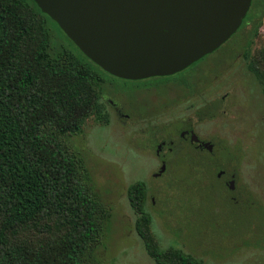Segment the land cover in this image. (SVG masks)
Instances as JSON below:
<instances>
[{
    "label": "rangeland",
    "instance_id": "obj_1",
    "mask_svg": "<svg viewBox=\"0 0 264 264\" xmlns=\"http://www.w3.org/2000/svg\"><path fill=\"white\" fill-rule=\"evenodd\" d=\"M51 29L56 35L51 39L53 51L63 45L79 53L55 26ZM262 51L264 0H253L239 30L182 74L162 82L149 79L136 83L103 74L112 86L128 91L152 90L150 87L159 82L184 84L190 79L191 88L183 86V119L193 122L198 135L216 138L231 151L229 157L237 173L235 196L239 198V202L230 199L214 178L209 188L205 168L190 172L186 164L194 155L188 151L175 158L153 190L151 177L159 167L154 152L145 150L148 140L140 135V119L122 120L104 99L98 100V108L82 133L65 137L63 143L83 155L108 213L104 246L97 251L104 264H156L136 229L141 214L128 198L129 187L139 183L149 191L145 211L150 223L145 229L162 250L183 251L201 264H264V92L249 67ZM110 92L109 99L116 100ZM125 102L133 105L131 110L143 109L138 98L127 97ZM180 114L179 107H172L161 113L162 122L178 120ZM100 115L106 118H98ZM221 158L225 160L224 155ZM153 196L165 203L166 216L152 210ZM39 235L30 225L19 238L35 242Z\"/></svg>",
    "mask_w": 264,
    "mask_h": 264
},
{
    "label": "trees",
    "instance_id": "obj_2",
    "mask_svg": "<svg viewBox=\"0 0 264 264\" xmlns=\"http://www.w3.org/2000/svg\"><path fill=\"white\" fill-rule=\"evenodd\" d=\"M51 26L79 53L63 45L53 51ZM249 67L264 92V51ZM103 74L117 79L86 57L34 0H0V264H104L97 251L108 213L83 155L63 143L82 133L103 101L111 86ZM148 194L143 183L128 189L151 258L201 264L183 251L162 250L145 229ZM30 225L40 234L35 242L19 238Z\"/></svg>",
    "mask_w": 264,
    "mask_h": 264
},
{
    "label": "water",
    "instance_id": "obj_3",
    "mask_svg": "<svg viewBox=\"0 0 264 264\" xmlns=\"http://www.w3.org/2000/svg\"><path fill=\"white\" fill-rule=\"evenodd\" d=\"M34 1L93 63L135 81L177 74L214 53L253 0Z\"/></svg>",
    "mask_w": 264,
    "mask_h": 264
},
{
    "label": "flooded vegetation",
    "instance_id": "obj_4",
    "mask_svg": "<svg viewBox=\"0 0 264 264\" xmlns=\"http://www.w3.org/2000/svg\"><path fill=\"white\" fill-rule=\"evenodd\" d=\"M182 73L183 71L171 76L152 77L135 81L117 79L133 83L149 79H159L162 82V80L173 78ZM124 84L126 85L127 83ZM183 86L190 89V79L184 84L183 81L175 83H171V81L170 83L159 82L156 87H150L152 90L137 88V90L128 91L111 85L108 91H111L110 93L112 94L113 92L115 93L116 100L109 99L110 96L107 93H105L103 99L114 109L120 119L125 121L140 119V124H143L140 135L148 140L145 150L154 152V160L157 161L159 167L151 177L154 180H151L153 190L156 189V187L154 188L155 182H158L168 174L169 167H171L170 165L175 158L190 153L194 156L186 164L189 171L192 172L191 169L198 167L205 168L206 185L210 188L212 186V178L216 179L225 187L230 198L237 201L235 196L238 189L237 173L236 168L232 167L231 158L229 157L232 156L231 151L223 147L220 142L215 141L214 139L216 138L207 140L198 135L193 122L186 118L183 119ZM127 97H131L132 100L138 98L143 105V109L139 110L134 107L131 110L130 107L133 105L129 106L125 102ZM172 107L181 109L179 119L173 122H162L161 113L168 111ZM184 151L188 152L184 153ZM221 155L225 156V160L221 158ZM163 167H165V171L161 173ZM231 186H234L233 190H231ZM152 202L154 206L152 210L160 216H166L163 211L165 203L157 201L156 196H153ZM192 208V206L188 207L187 210Z\"/></svg>",
    "mask_w": 264,
    "mask_h": 264
}]
</instances>
